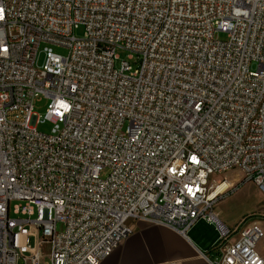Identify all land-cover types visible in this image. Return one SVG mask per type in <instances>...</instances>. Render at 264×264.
Here are the masks:
<instances>
[{"label":"built area","instance_id":"built-area-1","mask_svg":"<svg viewBox=\"0 0 264 264\" xmlns=\"http://www.w3.org/2000/svg\"><path fill=\"white\" fill-rule=\"evenodd\" d=\"M232 170L264 196V0H0V264H100L130 221L198 220L211 264H264L261 228L212 212Z\"/></svg>","mask_w":264,"mask_h":264},{"label":"crops","instance_id":"crops-1","mask_svg":"<svg viewBox=\"0 0 264 264\" xmlns=\"http://www.w3.org/2000/svg\"><path fill=\"white\" fill-rule=\"evenodd\" d=\"M129 224L131 233L100 264H211L215 257L210 249L220 232L214 224L198 220L185 235L141 221ZM220 225L231 227L224 222ZM259 253L264 257L261 244Z\"/></svg>","mask_w":264,"mask_h":264},{"label":"rangeland","instance_id":"rangeland-1","mask_svg":"<svg viewBox=\"0 0 264 264\" xmlns=\"http://www.w3.org/2000/svg\"><path fill=\"white\" fill-rule=\"evenodd\" d=\"M223 37L220 36V39ZM52 50L59 54L65 55L63 49L52 47ZM116 53L123 58L124 55L117 50ZM250 70L255 71L256 65L251 64ZM47 101L42 99L36 102L33 107V112L42 117L45 112ZM37 131L47 133L49 125L43 124L36 127ZM226 182L227 190L218 198L213 204L212 212L214 216L220 221L231 225L230 228L238 225L240 221L246 220L248 222L256 223L264 233V196L251 183L244 182L242 175L237 170L228 171L219 175H212L209 177L207 184H219ZM14 203H10V207ZM10 217H14L9 212ZM130 225V224H129ZM60 228V227H58ZM262 250H264V237L261 239ZM259 245L257 251L259 252ZM40 252L44 257L49 254V246L44 244L40 247Z\"/></svg>","mask_w":264,"mask_h":264},{"label":"bare ground","instance_id":"bare-ground-1","mask_svg":"<svg viewBox=\"0 0 264 264\" xmlns=\"http://www.w3.org/2000/svg\"><path fill=\"white\" fill-rule=\"evenodd\" d=\"M227 186L228 185L224 182H221L219 184H213L211 187V190L208 193L209 197L213 199L214 197L219 195L221 192L225 191Z\"/></svg>","mask_w":264,"mask_h":264}]
</instances>
